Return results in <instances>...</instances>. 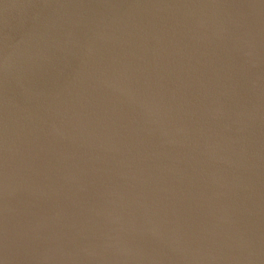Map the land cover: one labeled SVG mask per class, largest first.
I'll list each match as a JSON object with an SVG mask.
<instances>
[{"label":"water","instance_id":"1","mask_svg":"<svg viewBox=\"0 0 264 264\" xmlns=\"http://www.w3.org/2000/svg\"><path fill=\"white\" fill-rule=\"evenodd\" d=\"M0 264H264V0H0Z\"/></svg>","mask_w":264,"mask_h":264}]
</instances>
